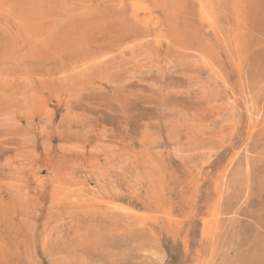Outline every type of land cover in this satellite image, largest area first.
<instances>
[{
	"label": "rangeland",
	"instance_id": "rangeland-1",
	"mask_svg": "<svg viewBox=\"0 0 264 264\" xmlns=\"http://www.w3.org/2000/svg\"><path fill=\"white\" fill-rule=\"evenodd\" d=\"M203 2L0 0V264H264V0Z\"/></svg>",
	"mask_w": 264,
	"mask_h": 264
},
{
	"label": "bare ground",
	"instance_id": "bare-ground-1",
	"mask_svg": "<svg viewBox=\"0 0 264 264\" xmlns=\"http://www.w3.org/2000/svg\"><path fill=\"white\" fill-rule=\"evenodd\" d=\"M163 2V1H162ZM172 2V1H171ZM183 2H184V0H183ZM196 2H198V8H199V14L201 13V15H202V18H201V20L203 19V21H205L206 23H208L211 27L214 25V23H213V18H212V16H211V14L209 13V8L207 9L206 8V5H205V3L203 2V0H196ZM128 3H130V2H128ZM181 3V2H180ZM209 3V2H208ZM189 4V3H188ZM8 5V4H7ZM159 5V4H158ZM186 5V4H185ZM141 6V5H140ZM139 6V7H140ZM145 6V5H144ZM147 6V5H146ZM162 6V5H161ZM134 7V6H133ZM188 7V6H187ZM130 8V7H129ZM143 8V7H142ZM198 8H197V12H198ZM134 9V8H133ZM166 9H168V8H166ZM149 10V9H148ZM175 10V9H174ZM183 10V9H182ZM191 10V9H190ZM173 11V10H172ZM171 11V12H172ZM184 11V10H183ZM136 14V13H135ZM134 14V15H135ZM175 14V13H174ZM173 14V15H174ZM169 15V14H168ZM138 16V15H137ZM137 16H135V17H137ZM171 16V15H170ZM236 16V15H235ZM19 17H21V16H19ZM214 17V16H213ZM154 18V17H153ZM173 18V17H172ZM215 18V17H214ZM236 19H237V17H236ZM195 20V19H194ZM181 21V20H180ZM172 22V21H171ZM217 22V21H216ZM144 23V22H143ZM151 23V22H150ZM167 23H168V21H167ZM166 23V24H167ZM188 23V22H187ZM212 23H213V25H212ZM235 23V22H234ZM145 24V23H144ZM174 25V24H173ZM172 25V26H173ZM181 25V24H180ZM184 25V24H183ZM223 25V24H222ZM145 26H146V24H145ZM188 26H189V24H188ZM182 27V26H181ZM217 27V26H216ZM231 27V26H230ZM22 28V27H21ZM178 28V27H177ZM185 28V27H184ZM191 28H192V25H191ZM148 29V28H147ZM199 29V28H198ZM214 29V28H213ZM179 30V29H178ZM177 30V31H178ZM172 31V30H171ZM176 31V30H175ZM247 31V30H246ZM256 32V31H255ZM178 33V32H177ZM152 35V34H151ZM160 35V34H159ZM212 36V35H211ZM146 37V36H145ZM259 37V36H258ZM147 39V38H146ZM215 39V38H214ZM182 41V40H181ZM247 41V40H246ZM187 42V41H186ZM261 42V41H260ZM157 43H158V41H157ZM203 43V42H202ZM143 44V43H142ZM184 44V43H183ZM177 46V45H176ZM180 46V45H179ZM184 46V45H183ZM139 47V46H138ZM145 47V46H144ZM178 47V46H177ZM198 47V46H197ZM228 47V46H227ZM263 47V46H262ZM260 50V49H259ZM227 51V50H226ZM255 51V50H254ZM253 52V51H252ZM243 53V52H242ZM250 53V52H249ZM133 54V53H132ZM224 54V53H223ZM183 55H185V54H183ZM254 55H255V53H254ZM189 56V55H188ZM248 56H250V55H248ZM252 57V56H251ZM192 58V57H191ZM257 58V57H256ZM210 59V58H209ZM227 61V60H226ZM248 61V60H247ZM256 62V61H255ZM258 62V61H257ZM252 63V62H251ZM254 63V62H253ZM261 63V62H260ZM217 65V64H216ZM243 66V65H242ZM248 66V65H247ZM250 66V65H249ZM252 66V65H251ZM245 68V67H244ZM251 68V67H250ZM254 68V67H253ZM259 68V67H258ZM255 71V70H254ZM258 71V70H257ZM223 72V71H222ZM246 73V72H245ZM262 73H260V75H261ZM247 75H248V73H247ZM262 77V76H261ZM224 78V77H223ZM247 78V77H246ZM248 78H250V76L248 77ZM263 78V77H262ZM242 80V79H241ZM223 81V80H222ZM221 81V82H222ZM226 84V83H225ZM255 85V84H254ZM241 92V91H240ZM249 93V92H248ZM251 93V92H250ZM245 96V95H244ZM243 101V100H242ZM247 105V104H246ZM253 108V107H252ZM248 137H250V136H248ZM247 140V139H246ZM261 142V141H260ZM262 143V142H261ZM244 144V143H243ZM258 146V145H257ZM248 147V146H247ZM240 148V147H239ZM238 152V151H237ZM240 152V151H239ZM243 152V151H242ZM251 156V155H250ZM233 158V157H232ZM251 159V158H250ZM245 161V160H244ZM247 163V162H246ZM231 165V164H230ZM229 165V166H230ZM236 166V165H235ZM248 167V166H247ZM227 168H228V166H227ZM239 172V171H238ZM224 173H222V175H223ZM241 174V173H240ZM223 178H224V176H222ZM221 177V178H222ZM222 178V179H223ZM246 178V177H245ZM235 180V179H234ZM245 180V179H244ZM222 181V180H221ZM250 182H252V181H250ZM222 183V182H221ZM225 187V186H224ZM245 188V187H244ZM245 190V189H244ZM235 191V190H234ZM236 192V191H235ZM234 196V195H233ZM243 197V196H242ZM225 202V201H224ZM240 206V205H239ZM223 207V206H222ZM237 207V206H236ZM229 210V209H228ZM236 212V211H235ZM214 215H218V214H214ZM229 215V214H228ZM233 217V216H232ZM169 218V217H168ZM252 259V258H251ZM202 263H204V262H202Z\"/></svg>",
	"mask_w": 264,
	"mask_h": 264
}]
</instances>
